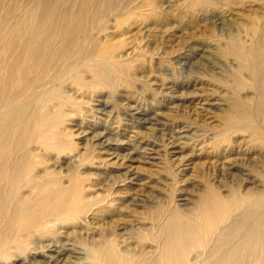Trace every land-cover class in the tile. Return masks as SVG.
<instances>
[{
    "label": "rangeland",
    "instance_id": "1",
    "mask_svg": "<svg viewBox=\"0 0 264 264\" xmlns=\"http://www.w3.org/2000/svg\"><path fill=\"white\" fill-rule=\"evenodd\" d=\"M114 1L123 6L128 0L96 1L94 13L91 0L84 6L81 0H0V31L6 27L13 47L41 25L46 28L43 39L67 33L68 27L56 30L54 24L69 13L80 22L81 31L68 59L88 61L111 51L136 78L132 91L120 87L113 99L101 89L94 88V92L90 88L82 94L76 87L62 85L61 95L73 102L66 108L70 114L66 123L74 132L72 153L79 154L73 164L87 178L85 193L106 195L120 189L117 199L128 210L121 216L123 220L117 217L121 215L118 210L113 214L116 221L121 220L117 227L125 231L122 226L127 219L124 227L128 229L146 224L142 215L166 202L174 187L179 186L175 194L178 200H185L186 207L197 201L209 183L222 196L228 194V187L237 188L239 194L251 192L253 202L258 203L252 208L255 264H264V140L230 122L236 99L227 85L239 76V92L251 113L257 110L260 96L252 79L256 68L264 69V45L258 49L259 62L247 67L251 73L221 52L232 33L249 49L259 46L264 34V0H130L124 10L108 9ZM248 53L255 61L254 51ZM82 75L91 80L88 72ZM100 132L110 136L112 145L101 147L93 139L87 140ZM115 136L119 140L113 143ZM88 153L94 156L92 170L91 163L78 164ZM102 159L104 171L95 170ZM52 163L50 167L57 165ZM62 168L66 174L64 165ZM118 172L120 179L114 176ZM89 220L80 223H84L81 232L70 236L78 249L84 248V241L94 239L88 228L104 225L100 219H96L99 223ZM76 253L87 257L83 249Z\"/></svg>",
    "mask_w": 264,
    "mask_h": 264
},
{
    "label": "bare ground",
    "instance_id": "2",
    "mask_svg": "<svg viewBox=\"0 0 264 264\" xmlns=\"http://www.w3.org/2000/svg\"><path fill=\"white\" fill-rule=\"evenodd\" d=\"M81 1V6L88 2ZM96 1L110 2L91 0V13L96 11ZM125 4L116 6L114 1L107 8L124 10ZM54 25L56 30L62 26L69 31L43 39L46 28L41 25L21 44L15 43L16 47L12 38L6 36V27L0 31V264H255L252 208L258 203L253 202L251 192L239 194L237 188L227 186L228 194L222 196L217 186L209 183L197 201L186 207L185 200L176 197L179 186L174 187L166 202L142 215L146 224L128 229L124 227L127 219L122 226L125 231L117 227L120 224L117 221L128 210V205L117 199L120 189L106 195L85 193L87 178L82 174L83 169L79 167V171V165L73 164L79 154L72 153L74 132L66 123L70 115L66 108L73 102L61 95L62 85L76 87L82 94L90 88L101 89L113 99L120 87L130 91L136 78L129 66L114 58L111 51L88 61L68 59L81 31L80 22L64 13ZM232 34L227 36L229 40L221 52L244 69L259 62L257 53L264 45V34L259 37V46L252 49ZM250 50L254 51L255 61L248 55ZM83 71L90 74V81L82 77ZM247 71L251 73L249 68ZM254 74L253 87L258 88L260 96L257 110L251 113L239 92L242 80L236 76L232 84L227 81L236 99L233 117L228 118L235 127H246L264 140V69L256 68ZM228 127L230 130L232 125ZM104 133H93L87 140L93 139L94 145L101 147L112 145L110 136ZM118 140L115 136L112 142ZM89 154L78 164L91 163L94 156ZM103 161L96 164L95 170L105 168ZM49 162L57 165L59 162V168L50 167ZM89 166L92 170L93 164ZM114 176L120 179L119 172ZM122 179H126L123 173ZM117 210L121 215H117L120 219L116 221L113 211ZM86 218L100 219L105 226L88 228L92 229L94 239L87 241L90 236L84 237L86 242H83L84 238H80L84 248L78 249L70 236L81 232L84 223H80ZM82 249L88 258L80 256L81 260L76 251Z\"/></svg>",
    "mask_w": 264,
    "mask_h": 264
}]
</instances>
